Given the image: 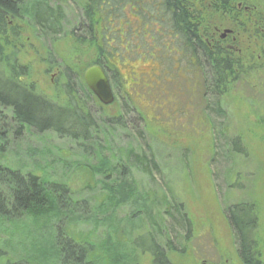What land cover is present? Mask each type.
I'll return each instance as SVG.
<instances>
[{
    "label": "rangeland",
    "instance_id": "1",
    "mask_svg": "<svg viewBox=\"0 0 264 264\" xmlns=\"http://www.w3.org/2000/svg\"><path fill=\"white\" fill-rule=\"evenodd\" d=\"M243 1L259 12L264 11V0ZM123 29L124 24L117 26L119 35ZM134 31L139 36L147 32L140 26ZM150 32L152 35L153 31ZM155 34L160 42L163 36ZM27 37L31 44L39 43L37 36ZM154 50L148 47L141 51L138 44L127 47L122 43L111 49L115 64L127 52L136 56L130 57L131 68L119 66L122 73H117V84L113 87L116 99L109 106L102 105L96 96L89 100L77 91L70 95L67 89L73 90L72 86L65 85L64 76L56 74L48 53L17 54L19 64L26 67L19 80L38 94L67 108L70 115L83 114L80 109L83 108L92 118L110 117L121 121L124 128L99 124L98 134L90 131L86 145L93 146L87 151H83L80 140L60 137L52 131H23L17 138L11 134L8 138L11 143L5 147L1 162L46 178L50 184L66 185L78 206L72 210L76 211L73 216L62 221L58 212L37 220L25 213L12 222L1 220L0 250L6 254L0 258V264L18 260L70 264L64 260L69 244L78 245L76 251L84 247L88 257L102 258L101 264H155L148 251L150 239L137 242L141 249L134 246L139 236L153 229L151 221L140 216L136 200L108 206L106 192L98 184L100 177L84 170V166L98 164L101 148L97 149V144L102 145L101 152L115 165L132 171L139 191L151 200L153 218L157 216L156 223L164 230L160 236L170 237L161 242L168 241L167 245L174 250L186 249L185 255L179 250L169 252L173 261L183 262L184 258L189 261L196 253L203 259L211 256L216 259L219 255L224 257L223 261L238 258V247L225 212L229 206L243 203L251 205L255 212L258 251L264 259V72L259 75L260 71L245 69L218 102L204 95L201 79L194 83L190 80L194 81L195 75L192 79L190 73L184 74L185 58L181 57L179 64L172 49L170 52L161 49L163 54L152 53ZM73 53L59 50L53 56L65 64L74 61ZM3 56L0 69L9 73L21 69L8 60V53ZM156 56L159 58L155 59ZM81 64L77 70L83 78L86 69ZM132 106L137 112H132ZM218 108V112L214 110ZM5 115L10 117L7 111ZM234 142L240 143L244 152L234 150ZM143 155L150 161L147 171L139 160ZM118 177L119 172L114 170L110 181ZM55 194L59 196L56 191ZM165 196L173 203L183 204L186 219L174 209H170L174 216L164 215ZM80 215H85L82 221L77 220ZM69 250V255L75 253Z\"/></svg>",
    "mask_w": 264,
    "mask_h": 264
},
{
    "label": "flooded vegetation",
    "instance_id": "2",
    "mask_svg": "<svg viewBox=\"0 0 264 264\" xmlns=\"http://www.w3.org/2000/svg\"><path fill=\"white\" fill-rule=\"evenodd\" d=\"M187 4H192L199 11L204 8L212 10L215 16L211 20L188 16L178 19V11L187 13ZM263 12L257 11L253 5H245L243 0H0V54L8 53V60L26 69L19 64L17 54L46 52L50 63L57 69L56 74L64 76L67 86H87L85 73L97 66L106 73L114 92L117 73H122L119 66L131 68L130 57L136 56L132 51L127 52L126 57L115 64L110 52L119 43L127 47L138 44L141 51L155 48L152 53L157 54L164 53L161 49L166 52L172 49L178 63L181 57L187 60L185 69L176 64L184 70V74L190 73L192 79L195 75L194 81L190 80L194 83L200 79L205 47V53L210 54L213 62L221 61L230 69V76L236 83L245 69L260 71L259 75L264 72ZM219 18L221 20L217 23ZM121 24H124V29L119 35L117 26ZM137 26L147 30L144 36L135 34ZM154 32L163 36L160 42ZM31 35L39 39L37 45L27 39ZM159 44H162L161 47ZM59 50L74 52V61L63 64L57 56H53ZM79 64L86 69L83 78L78 71ZM187 91H191V87H187ZM230 228L235 237L231 223ZM166 249L167 264H246L239 253L238 258L224 261L218 253L220 260L218 257L215 259L216 256L203 259L196 253L189 261L185 262L184 258L183 262H175L169 252L179 250L185 255L186 249L174 250L170 244ZM258 255L256 264H264V259Z\"/></svg>",
    "mask_w": 264,
    "mask_h": 264
},
{
    "label": "trees",
    "instance_id": "3",
    "mask_svg": "<svg viewBox=\"0 0 264 264\" xmlns=\"http://www.w3.org/2000/svg\"><path fill=\"white\" fill-rule=\"evenodd\" d=\"M187 7L186 14L182 11L177 12L176 17L178 19H181L182 16L185 18L188 16V18L190 17L192 19L198 17L212 19L215 16V12L212 10L204 8L202 11H199L192 4H187ZM203 48L204 63L199 75L202 81L201 87L203 88L204 95L206 94V96H210L214 101L219 102V99L228 94L229 87L235 83V80L230 76V69L222 65L221 61L213 62L210 59V54L208 52L205 53V47ZM3 60L4 56L0 54V62H3ZM21 75H25L23 69L19 71L13 69L10 73L5 69H0V157L3 151L6 150L5 147L11 143L8 140L11 134L12 137L17 138L23 131L39 133L52 131L60 137L76 141L80 140L83 151H87L88 148L93 146L91 144L86 145L88 144L87 141L91 138L90 131L98 134L97 129L101 128L100 125L102 123L107 124L106 126L119 125L120 128L122 126L124 128L121 121L110 117H106V119H102L101 117L92 118L83 108H80L83 114L76 112L74 115H70L67 108L63 109L59 107L55 102L38 94L32 87L19 80V76ZM71 86L73 90L71 88L67 89L70 95H75V91H77L79 96L83 95L89 100H94L95 95L85 84H74ZM95 99L97 100V97ZM219 109L214 110L218 112ZM5 111L10 114V117L5 115ZM132 112H137L133 106ZM139 117L141 118L143 116L139 114ZM96 147L97 149L103 148L102 145L98 144ZM232 147L240 153L244 152L242 151L241 144L238 142L232 143ZM101 149H98V164L95 166H84V170L93 174L95 178L100 177L101 180L98 184L106 192V204L108 206L117 207L131 202L134 199L136 200L135 202L141 210L139 212L140 216L149 219L153 229L147 235L139 236L137 241L134 242V246L141 249V245H138L137 242L150 239L151 243L148 251L154 256V263H169L165 251V248H169V245H167L168 241L162 243L161 240L163 238L169 239L170 237L167 235L160 236L164 230L158 227L155 219L157 216L153 218L154 210L152 209L153 204L151 200L149 201L139 191L137 180L134 178L132 171L129 168L126 169L123 165H115L107 154L101 152ZM139 158L143 168L147 171V162H150L148 156L143 155ZM4 160L6 161V157H4ZM120 168H122L121 171ZM114 170L119 172V177L110 181L111 174ZM55 191L59 196H56ZM171 197L174 200L175 196L171 195ZM168 199L165 196L164 201H162L165 209L163 211L164 215L174 216L173 211H170V209H174L178 214L182 215V218H185L186 213L183 214V204L173 203ZM72 200L68 194L66 185L55 184L53 182L50 184V181L46 178L39 177L30 172H24L20 168H11L10 165H5L0 160V221L12 222L20 214L24 213L37 220L39 218L51 217L57 214V212L61 215L59 218L60 221L69 219L76 212H72V210L78 206V203ZM225 213L228 222L232 224L235 232L238 253L243 257L246 264H256L259 259L257 255L260 253L258 251L256 235L258 228L256 223L257 218L255 217L253 207L247 203L237 204L229 206ZM84 216L80 215L77 220L82 221ZM188 230L190 231V228ZM146 236L147 238H145ZM72 247H74V244H69L66 247L64 253V260L66 262L70 264H101L99 260L102 258L97 256L88 257V252L84 247L80 246L78 251H76L79 247L78 245L74 248ZM68 250L75 253L69 255ZM1 251L2 249L0 250V258H3L6 253H2ZM106 256L111 257L110 253H107ZM5 264L32 263L26 260H18L15 262H5Z\"/></svg>",
    "mask_w": 264,
    "mask_h": 264
},
{
    "label": "water",
    "instance_id": "4",
    "mask_svg": "<svg viewBox=\"0 0 264 264\" xmlns=\"http://www.w3.org/2000/svg\"><path fill=\"white\" fill-rule=\"evenodd\" d=\"M85 81L91 92L104 106H109L115 102V95L110 81L100 67H92L85 73Z\"/></svg>",
    "mask_w": 264,
    "mask_h": 264
}]
</instances>
